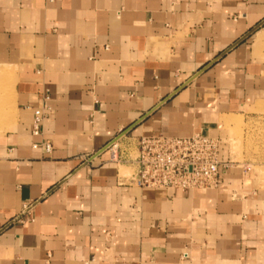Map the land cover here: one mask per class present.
<instances>
[{
  "label": "crops",
  "instance_id": "crops-1",
  "mask_svg": "<svg viewBox=\"0 0 264 264\" xmlns=\"http://www.w3.org/2000/svg\"><path fill=\"white\" fill-rule=\"evenodd\" d=\"M259 35L264 0H0V264H264L263 189L235 170L205 191L136 188L105 149L220 137L264 100Z\"/></svg>",
  "mask_w": 264,
  "mask_h": 264
},
{
  "label": "built area",
  "instance_id": "built-area-1",
  "mask_svg": "<svg viewBox=\"0 0 264 264\" xmlns=\"http://www.w3.org/2000/svg\"><path fill=\"white\" fill-rule=\"evenodd\" d=\"M49 99L45 89L43 105L33 108V135L39 134L40 125L50 110ZM119 147L118 139L106 146L110 159L126 166L129 173L121 174V178L140 189L205 191L216 188L234 167L224 141L206 132L189 136L140 135L126 148ZM44 148L49 152L51 146L46 143Z\"/></svg>",
  "mask_w": 264,
  "mask_h": 264
},
{
  "label": "rangeland",
  "instance_id": "rangeland-1",
  "mask_svg": "<svg viewBox=\"0 0 264 264\" xmlns=\"http://www.w3.org/2000/svg\"><path fill=\"white\" fill-rule=\"evenodd\" d=\"M8 70L0 64V109L6 113L3 118L11 111L9 84L4 74ZM219 135L234 164L230 171L235 170L236 176L245 178L247 186L264 190V100L255 101L242 112L223 115ZM119 166L121 174L128 175L129 169Z\"/></svg>",
  "mask_w": 264,
  "mask_h": 264
},
{
  "label": "bare ground",
  "instance_id": "bare-ground-1",
  "mask_svg": "<svg viewBox=\"0 0 264 264\" xmlns=\"http://www.w3.org/2000/svg\"><path fill=\"white\" fill-rule=\"evenodd\" d=\"M264 41V36H262V35H259L258 37H256V39H255V45H258V44H260V43H262ZM3 113H5V111H2V109H0V129L1 128H3L4 127V125H6L7 124V120H4L5 118H7V117H5V118H3L2 116H3ZM6 114V113H5Z\"/></svg>",
  "mask_w": 264,
  "mask_h": 264
},
{
  "label": "water",
  "instance_id": "water-1",
  "mask_svg": "<svg viewBox=\"0 0 264 264\" xmlns=\"http://www.w3.org/2000/svg\"><path fill=\"white\" fill-rule=\"evenodd\" d=\"M120 137V136H119ZM119 137H116V139L115 140H117ZM106 149V148H105Z\"/></svg>",
  "mask_w": 264,
  "mask_h": 264
}]
</instances>
